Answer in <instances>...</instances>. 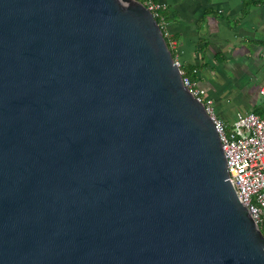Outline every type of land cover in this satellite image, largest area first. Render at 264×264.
<instances>
[{
    "label": "water",
    "instance_id": "95a60500",
    "mask_svg": "<svg viewBox=\"0 0 264 264\" xmlns=\"http://www.w3.org/2000/svg\"><path fill=\"white\" fill-rule=\"evenodd\" d=\"M0 264H264L139 0H0Z\"/></svg>",
    "mask_w": 264,
    "mask_h": 264
},
{
    "label": "crops",
    "instance_id": "0c3cea01",
    "mask_svg": "<svg viewBox=\"0 0 264 264\" xmlns=\"http://www.w3.org/2000/svg\"><path fill=\"white\" fill-rule=\"evenodd\" d=\"M162 27L181 68L193 70L231 126L264 115V0H160Z\"/></svg>",
    "mask_w": 264,
    "mask_h": 264
},
{
    "label": "built area",
    "instance_id": "2783aa9c",
    "mask_svg": "<svg viewBox=\"0 0 264 264\" xmlns=\"http://www.w3.org/2000/svg\"><path fill=\"white\" fill-rule=\"evenodd\" d=\"M143 4L156 19H160L162 27L161 14L166 5L160 0H145ZM175 63L181 68L176 58ZM182 76L185 87L203 103L214 121L226 155L229 180L239 201L248 208L261 228L264 222V115L254 112L238 113L232 125L228 126L218 117L214 100L197 79H192L184 70ZM261 95L264 100V88Z\"/></svg>",
    "mask_w": 264,
    "mask_h": 264
},
{
    "label": "trees",
    "instance_id": "16d2710c",
    "mask_svg": "<svg viewBox=\"0 0 264 264\" xmlns=\"http://www.w3.org/2000/svg\"><path fill=\"white\" fill-rule=\"evenodd\" d=\"M139 1L142 2V3L145 2V0H139ZM157 21H158L159 23L161 22L160 19H157ZM166 40H167L168 45H169V47H170V49H171V40H170V38H169L168 36H166ZM182 70H183V69H182ZM184 72H185L187 75H189L192 79H195V78H196V76H195L193 70H185ZM261 230H262V232H263V234H264V222H263V225H261Z\"/></svg>",
    "mask_w": 264,
    "mask_h": 264
}]
</instances>
